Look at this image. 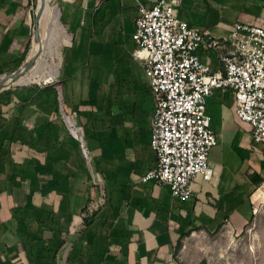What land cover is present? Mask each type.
I'll use <instances>...</instances> for the list:
<instances>
[{
  "label": "crops",
  "instance_id": "obj_1",
  "mask_svg": "<svg viewBox=\"0 0 264 264\" xmlns=\"http://www.w3.org/2000/svg\"><path fill=\"white\" fill-rule=\"evenodd\" d=\"M157 1L55 0L52 79L0 91V264H216L254 219L264 146L236 118L232 90L207 99L212 179L198 175L186 201L141 181L157 162L155 102L133 35L139 4ZM32 4L0 0V63L31 43ZM176 14L202 31L198 55L216 72L224 49L209 43L237 23L263 25L264 0H182ZM30 192L33 217L13 218Z\"/></svg>",
  "mask_w": 264,
  "mask_h": 264
},
{
  "label": "built area",
  "instance_id": "obj_2",
  "mask_svg": "<svg viewBox=\"0 0 264 264\" xmlns=\"http://www.w3.org/2000/svg\"><path fill=\"white\" fill-rule=\"evenodd\" d=\"M181 6L182 0L139 4L133 39L155 102L151 148L157 162L141 181L166 185L186 201L198 175L205 181L213 176L209 157L217 136L207 99L214 90L234 92L236 118L264 146V24L237 23L227 40L211 41L210 47L224 49L223 70L213 72L198 55L203 33L177 16Z\"/></svg>",
  "mask_w": 264,
  "mask_h": 264
},
{
  "label": "rangeland",
  "instance_id": "obj_3",
  "mask_svg": "<svg viewBox=\"0 0 264 264\" xmlns=\"http://www.w3.org/2000/svg\"><path fill=\"white\" fill-rule=\"evenodd\" d=\"M38 4L39 0H33L32 27L34 30V19L36 14L39 13ZM55 11H57V4L55 0H51L48 12H46L45 17L42 19V23L45 26L44 33L41 34L42 54L36 59L33 66L23 74L22 78L8 82L4 85V88L22 86L26 82H29L26 85L44 84L47 80L52 79L53 75H48V73L55 69L56 57L63 46L61 44L62 38L60 36L56 37L60 30V25L57 22ZM33 41L34 33L32 34L28 58L31 57L34 45ZM30 60V58L29 61L26 60L23 65L28 64ZM12 73L14 72H5L0 78L10 76ZM256 196L260 198V201L257 203L254 219L248 224L243 234L237 236L235 240L233 239L230 244H225L224 242L222 249L218 248L219 254H222V260L216 264H264V186L257 191Z\"/></svg>",
  "mask_w": 264,
  "mask_h": 264
},
{
  "label": "trees",
  "instance_id": "obj_4",
  "mask_svg": "<svg viewBox=\"0 0 264 264\" xmlns=\"http://www.w3.org/2000/svg\"><path fill=\"white\" fill-rule=\"evenodd\" d=\"M30 44L31 43L29 42V44L26 47L25 52L20 57H16V56H13V55H7L6 60H3L2 63H0V76L2 74H4L5 72H10V73L11 72H15L16 70H18L23 65V63H24V61L26 59V55L29 52ZM1 55H2L1 57L4 56L3 52L1 53ZM9 181L12 184H15L14 177L13 178H10ZM263 182H264V179L263 178H260L257 183H258V185H260ZM33 207L34 206L32 205V192H30V194L27 196V202H26L25 206H23V207H16V208L13 209V218L16 219V217H20L19 220H21L22 222H24L27 217H29V216L33 217L32 216ZM51 216H52V212L49 214V216L46 219H43L42 218L40 220V222L42 223L44 221H48L49 218H51ZM90 221H91V219H86L85 220L86 225L89 224ZM20 238H22V236H20ZM179 246H180V243H179ZM59 247H60L59 244L56 245L53 248L54 252L57 251ZM31 263L38 264V262H35V261H32ZM43 264H46V263H43ZM203 264H205V263H203Z\"/></svg>",
  "mask_w": 264,
  "mask_h": 264
},
{
  "label": "water",
  "instance_id": "obj_5",
  "mask_svg": "<svg viewBox=\"0 0 264 264\" xmlns=\"http://www.w3.org/2000/svg\"><path fill=\"white\" fill-rule=\"evenodd\" d=\"M39 19H40V14H36L34 22H35V31H34V39H37L39 37ZM29 61V58L27 59ZM36 61V58H32L30 62L26 65H22L18 70H16L14 73H12L10 76L0 78V91L4 89V85H6L8 82L16 79H20L23 77V74L29 70L32 66L33 63Z\"/></svg>",
  "mask_w": 264,
  "mask_h": 264
},
{
  "label": "bare ground",
  "instance_id": "obj_6",
  "mask_svg": "<svg viewBox=\"0 0 264 264\" xmlns=\"http://www.w3.org/2000/svg\"><path fill=\"white\" fill-rule=\"evenodd\" d=\"M50 3H51V0H39V4H38L39 13L38 14H40V19H41V17H43V18L45 17L46 12H48ZM40 19H39V21H40ZM33 42H34V45H33V50H32V53L30 55L31 56L30 58L31 59L32 58L37 59L41 55V46H42L41 34L39 35V37L37 39H34ZM75 133L76 132L74 131V134Z\"/></svg>",
  "mask_w": 264,
  "mask_h": 264
}]
</instances>
